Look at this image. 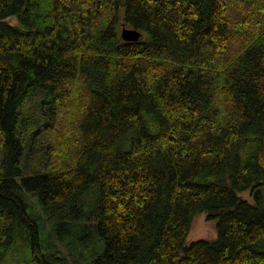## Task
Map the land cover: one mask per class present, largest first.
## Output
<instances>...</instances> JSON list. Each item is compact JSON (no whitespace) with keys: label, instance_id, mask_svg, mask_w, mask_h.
Here are the masks:
<instances>
[{"label":"trees","instance_id":"16d2710c","mask_svg":"<svg viewBox=\"0 0 264 264\" xmlns=\"http://www.w3.org/2000/svg\"><path fill=\"white\" fill-rule=\"evenodd\" d=\"M69 256L264 264V0H0V264Z\"/></svg>","mask_w":264,"mask_h":264},{"label":"rangeland","instance_id":"374dc122","mask_svg":"<svg viewBox=\"0 0 264 264\" xmlns=\"http://www.w3.org/2000/svg\"><path fill=\"white\" fill-rule=\"evenodd\" d=\"M11 21L13 24L16 23V20H11ZM244 196H245V198L249 199L248 194L245 193ZM34 204H35L37 209L40 208L39 204L37 203V200H34ZM51 225L52 224L50 221H46L45 227L43 229L44 235H46L50 231V233L53 234V236H54V233H53L54 227H53V225L52 226ZM51 231H53V232H51ZM217 236H218V232H217L216 220H209L207 213H202V214L197 216V218L195 219V221L193 223L192 231H191L190 236H189V242H194V241H198L201 239L215 240V239H217ZM53 239L57 241V239H55V238H53ZM69 258L71 260L68 264H72L73 259L71 256H69Z\"/></svg>","mask_w":264,"mask_h":264},{"label":"water","instance_id":"95a60500","mask_svg":"<svg viewBox=\"0 0 264 264\" xmlns=\"http://www.w3.org/2000/svg\"><path fill=\"white\" fill-rule=\"evenodd\" d=\"M121 37L125 42H139L144 38L140 31L127 27H123Z\"/></svg>","mask_w":264,"mask_h":264}]
</instances>
